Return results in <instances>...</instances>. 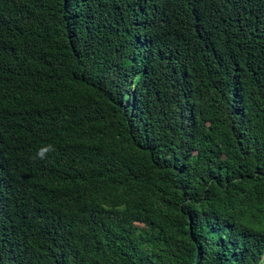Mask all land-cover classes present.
<instances>
[{
    "label": "trees",
    "instance_id": "16d2710c",
    "mask_svg": "<svg viewBox=\"0 0 264 264\" xmlns=\"http://www.w3.org/2000/svg\"><path fill=\"white\" fill-rule=\"evenodd\" d=\"M0 264H264V0H0Z\"/></svg>",
    "mask_w": 264,
    "mask_h": 264
},
{
    "label": "clouds",
    "instance_id": "9594fccd",
    "mask_svg": "<svg viewBox=\"0 0 264 264\" xmlns=\"http://www.w3.org/2000/svg\"><path fill=\"white\" fill-rule=\"evenodd\" d=\"M57 151L56 146L54 144H46L39 147L34 155H32V159L35 160H47L51 154H55Z\"/></svg>",
    "mask_w": 264,
    "mask_h": 264
}]
</instances>
